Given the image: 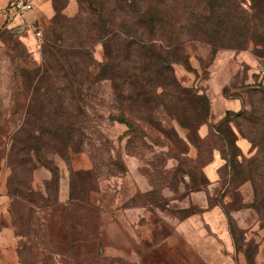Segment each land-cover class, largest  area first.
Segmentation results:
<instances>
[{"label": "rangeland", "instance_id": "obj_1", "mask_svg": "<svg viewBox=\"0 0 264 264\" xmlns=\"http://www.w3.org/2000/svg\"><path fill=\"white\" fill-rule=\"evenodd\" d=\"M11 1L13 0H9V3ZM235 2L247 13L252 11L251 0ZM188 3L197 8L199 13L205 11L206 3L203 0H190ZM75 14L76 12L67 17H73ZM49 25L50 20L39 29L33 24L30 25L32 30L35 28L41 32V36L36 37L35 50L31 52L26 49L17 34L0 29V185L4 184L10 204L9 210L16 236L17 264L18 248L21 246L29 249L32 253H29V258L38 264H66L68 261H74L75 257L70 253L72 238L62 239L53 232L57 221L56 208L60 207H65L63 213L66 223L70 225V233L73 225H76L74 219L80 215L77 226L81 229V234L77 240L80 248L84 250L79 259L84 258L85 264H155L156 258L151 256L152 254L132 258L116 254L114 248H106V244L113 243L105 238L106 226L108 231L112 229L113 226L108 223L114 219L115 211H130L137 206L141 212L131 224L134 232L144 236L145 245L158 242L162 232L169 227L170 211L182 217L200 209V205L188 199V195L196 190H206L207 180L202 168L212 157L214 149L219 151L224 161L221 169L223 180L212 194L208 191V203L219 201L226 211L244 204L236 187L250 181L235 174L230 159L240 163L243 161L241 155L249 157L255 149H252L250 154H243L240 150L239 154L236 147L229 148L219 139L216 129L213 128L217 122L210 125L208 135H199L200 126L207 122L210 114V97L200 90L195 81L186 84L178 75V68L182 66L197 74L192 67V60L195 59L199 62L200 74L205 75V68L220 50H249L258 59L263 57L264 44H257L250 39L247 27L238 33L246 36L242 47L235 43L241 40L239 35L228 30L227 36L235 42L229 41L224 47L212 49L207 42L189 40L184 46L187 62L173 64L174 75L182 87L207 97V101H204L208 108L207 116L200 99L192 98L189 102L176 100L183 104L184 110L179 103L168 107L163 101L153 107L152 122L140 120L136 115L125 114V118L131 121L130 127L126 121L116 117L118 111L114 107V89L111 81L95 78L104 54L102 43L97 41L92 42L89 48L92 62L88 65V74L92 83L84 86L86 88L80 101L81 113L73 104H69L67 99H61L59 104V99L54 98L51 89L43 90L47 92L46 96L40 94L37 98L39 101L30 103L33 100L34 84L30 81V76H33L30 72L43 66L45 54L42 45L44 32ZM254 37L258 39L260 34L256 31ZM157 92L162 93V88H157ZM244 93L249 107L242 109L250 110L245 90ZM113 115L115 116L112 117ZM188 116L198 123L193 127L184 125L186 118L189 119ZM255 116L257 119L260 117L257 114ZM52 117L63 121L64 125L69 120H81L83 128L80 144L74 147L67 144L68 137L65 133L55 141L46 133L40 135L38 129H33L35 136H39L35 137L39 142L32 144L29 141V144L32 148L38 144L36 147L41 149L42 161L35 164L29 187L44 197L43 200L40 196L37 204L48 203L44 208H39L10 194L14 178H10L8 156L16 132L22 129L21 135L25 136L26 131L37 124L33 120L37 118L47 121ZM243 120V117H238L234 121L242 124ZM232 125L231 122L230 126L233 128ZM222 126L228 133L227 127ZM244 131L258 132L249 126L244 128ZM22 140L28 143V139ZM55 142L56 147H53ZM62 151H65V155ZM33 152L31 149L30 153L34 154ZM74 172L84 173L74 175ZM64 176L66 181L62 190L60 185ZM72 191L76 197L74 200L70 199ZM224 195H228L229 200L224 202ZM73 204L76 207L70 209ZM93 210L97 211L95 221H92ZM259 218L264 223V217ZM92 222L97 225L95 239L90 236L95 229ZM46 223V227L49 226L50 229L44 226ZM51 227L53 233L49 235ZM58 246H64L70 251L63 254L59 252ZM93 251L97 253L96 256Z\"/></svg>", "mask_w": 264, "mask_h": 264}, {"label": "trees", "instance_id": "obj_2", "mask_svg": "<svg viewBox=\"0 0 264 264\" xmlns=\"http://www.w3.org/2000/svg\"><path fill=\"white\" fill-rule=\"evenodd\" d=\"M188 1L190 0H76V14L67 17L62 12L65 0H52L54 14L44 32L43 66L30 72L33 74L30 81L34 83L33 100L30 103L39 101L37 98L40 94L45 97L47 92L43 90L51 89L54 98L59 99V104L63 99H67L68 103L73 104L81 113L80 101L84 95L83 91L90 82L92 83L88 74V65L92 62L89 48L92 42L97 41L102 43L104 54L95 78L111 81L114 89V107L118 111L116 117L119 120L126 121L131 127V121L125 118V114H128L152 122V109L155 105L164 101L169 107L179 103L176 100L189 102L192 98L203 101L204 113L207 116L208 108L204 103L207 97L182 87L174 75L173 64L187 62L184 46L189 40L207 42L212 49L226 46L229 41H234L227 36L228 30L238 34L241 29L247 27L249 38L257 44H264V0H251L250 13L238 6L236 0H203L206 3L203 13H199ZM1 28L13 33L5 24ZM256 31L260 34L258 39L254 37ZM238 35L241 40L234 42L242 47L246 36ZM157 88H162V93H158ZM245 92L250 110L226 112L213 128L216 129L219 139L229 148L236 147L240 152L236 145L238 133L250 142L251 149H255L249 157L241 155L242 162L230 159V163L236 175L250 181L253 200L248 205L254 207L259 216L264 217V87L261 83L245 86ZM223 93L226 96L232 95L227 87L223 89ZM29 106L28 104V108ZM181 107L182 110L185 109L183 104ZM246 114L248 117H245ZM255 114L260 117L257 119ZM238 117L244 118L242 124L234 121ZM34 121L37 124L32 125L25 136L21 135L22 129L13 135L8 156L10 178H14L10 194L44 208L48 203L37 204L40 196L43 200L44 197L29 187L31 172L35 164L42 161L41 149L36 147L38 144L33 145V148L29 144V141L32 144L39 142V139L35 138L39 136H35L33 129H38L40 135L46 133L55 141L65 133L68 137L67 144L74 147L80 144L83 126L81 120H69L64 125L63 121L53 117L47 121L37 118ZM231 122L237 133L230 126ZM184 123L193 127L198 121L186 118ZM222 125L227 127L228 133ZM247 126L258 132H245L244 128ZM22 139H28V143ZM52 146L56 147V142ZM31 149L34 154L30 153ZM62 154L65 155V151H62ZM75 198L72 191L70 199ZM75 207L73 204L70 209ZM56 210L57 221L53 232L62 239L72 238V251L58 246L59 252L66 254L69 250L74 255V261H68L66 264H85L84 258L79 259L84 250L80 248L77 240L81 234V229L77 226L80 215L74 219L76 225H73L70 233V225L66 223L63 213L65 207ZM92 212L93 221L97 211ZM94 226L95 229L90 235L92 239L96 236L97 225ZM46 228L50 229L49 226ZM53 232L51 227L48 233L50 235ZM91 247L93 250V245ZM29 253L31 252L25 246L18 248V264H38L29 258ZM93 254L97 255L94 251Z\"/></svg>", "mask_w": 264, "mask_h": 264}, {"label": "crops", "instance_id": "obj_3", "mask_svg": "<svg viewBox=\"0 0 264 264\" xmlns=\"http://www.w3.org/2000/svg\"><path fill=\"white\" fill-rule=\"evenodd\" d=\"M29 1L33 8L19 13L8 7L9 0H0V27L5 24L31 52L35 50L37 38L30 25L41 28L53 16L54 8L52 0ZM76 10V0H65L62 5L65 15L72 16ZM257 61L258 57L249 50H220L205 68V75L200 74L199 62L195 59L192 60V67L197 74L182 66L178 68V75L186 84L195 81L200 90L210 97L208 120L198 130L201 137L208 135L210 125L221 120L226 112L249 107L245 100V86L261 83L264 87V81L257 74ZM226 87L231 96L224 95ZM234 131L237 133L235 128ZM236 145L243 154L253 152L250 142L238 133ZM223 163L219 151L214 149L212 157L202 168L207 180L206 190H196L188 195V199L199 204L200 209L182 217L170 211L169 227L162 232L158 242L145 245L144 236L134 232L131 224L141 212L136 206L130 211L113 213L114 219L108 223L113 226L112 229L108 231L107 226L105 228V238L113 243L105 247L114 248L116 254L132 258L152 254L156 258L155 264H264V223L256 210L248 205L253 198L251 184L246 181L236 187L244 203L241 206L226 211L219 201L208 203V191L212 194L222 184ZM65 181L66 176L62 177V190ZM6 196L5 186L1 184L0 264H17L16 236ZM227 200L228 195H224L223 201Z\"/></svg>", "mask_w": 264, "mask_h": 264}, {"label": "built area", "instance_id": "obj_4", "mask_svg": "<svg viewBox=\"0 0 264 264\" xmlns=\"http://www.w3.org/2000/svg\"><path fill=\"white\" fill-rule=\"evenodd\" d=\"M9 6L19 13H25L33 8V4L29 0H13L9 3ZM35 36L39 38L41 32L37 29H33ZM257 74L261 81H264V56L260 57L257 61Z\"/></svg>", "mask_w": 264, "mask_h": 264}]
</instances>
